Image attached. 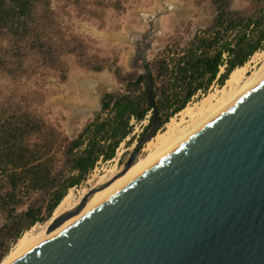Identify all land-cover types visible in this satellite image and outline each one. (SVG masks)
Masks as SVG:
<instances>
[{
	"label": "water",
	"instance_id": "95a60500",
	"mask_svg": "<svg viewBox=\"0 0 264 264\" xmlns=\"http://www.w3.org/2000/svg\"><path fill=\"white\" fill-rule=\"evenodd\" d=\"M161 15L148 19L147 33L129 37L132 66L145 78L154 113L117 175L161 127L147 54ZM84 83L96 86L100 108L101 96L118 88L107 80ZM107 183L90 188L77 206L52 219L50 229L78 214ZM8 264H264V76L115 193Z\"/></svg>",
	"mask_w": 264,
	"mask_h": 264
},
{
	"label": "trees",
	"instance_id": "16d2710c",
	"mask_svg": "<svg viewBox=\"0 0 264 264\" xmlns=\"http://www.w3.org/2000/svg\"><path fill=\"white\" fill-rule=\"evenodd\" d=\"M211 2V23L196 31L183 51L151 65L161 125L183 110L199 89L227 80L264 48V0H251L245 8L234 7L233 0ZM52 12L51 0H0V74L18 80L43 65L65 79L70 65L63 53H73L85 69L108 66L105 56L87 53L82 38H53ZM27 57L33 63L24 65ZM222 64L225 71L220 72ZM115 72L120 76L121 67ZM120 79L125 89L105 93L102 109L69 140H59L56 130L13 94L0 104V264L35 222L52 217L68 190L85 178L101 155L108 159L115 154L131 131V115L142 118L151 109L142 74L125 72Z\"/></svg>",
	"mask_w": 264,
	"mask_h": 264
},
{
	"label": "rangeland",
	"instance_id": "374dc122",
	"mask_svg": "<svg viewBox=\"0 0 264 264\" xmlns=\"http://www.w3.org/2000/svg\"><path fill=\"white\" fill-rule=\"evenodd\" d=\"M164 2L166 3L164 4ZM166 4L174 6L167 10ZM249 5H251V0H233V6L236 8H245ZM51 8L55 26L53 30L50 28L53 38L61 36L82 38L86 43L87 53L90 55L95 53L100 57L105 56L108 66L102 70L85 69L78 66L77 57L73 53H63L62 58H65L70 65L65 79L59 76V72L55 68L43 65L37 66L36 71L30 76L18 80L0 74V104L9 94H13L14 99L20 100L23 107H27L35 115L41 117L45 126L54 128L59 135V140L62 137H67L68 140L75 137L95 115V111L100 108L93 98L97 93L96 86L85 85L84 80L91 78L107 80L111 84L117 85L116 91H123L126 82L120 79L122 74L140 71V68L132 66L136 56L134 44L129 37L137 32L147 33L151 27L148 19L152 15L162 11V15L155 21L151 37L153 47L148 51L151 65L155 61L163 60L162 58L165 56H175L178 52L183 51L189 45L196 31L205 29L215 14L211 0H105V3L100 0H51ZM157 29H161V33L156 34ZM256 53L257 56H255ZM256 53L249 58V65L242 85L249 78L255 76L264 65V48L259 49ZM32 61L30 57H27L24 65L33 63ZM117 66L121 67L120 76H117L115 72ZM33 67L34 65L30 66V69ZM223 71H225V64L220 67V72ZM225 84L226 79L222 83L215 80L206 90L199 89L186 103L185 108L192 107L197 112L196 104L210 93L220 95L219 89L223 88ZM84 106L96 107V110L87 116H82L76 111ZM177 112L169 118V121L174 117L179 124V129L191 128L193 126L192 118L189 115L182 117ZM199 119V116L194 118L196 121ZM166 124L163 123L159 131L165 130ZM130 126V133L118 144L120 146L118 153H116V148L115 154L111 157L121 156L119 164L115 159L99 158L85 178L73 185L72 188L77 197L83 190L88 191L98 185L101 176L105 174L109 176V170L116 169L118 174L125 167L123 161L129 150L136 144L135 139L141 132L142 124L138 121L133 122ZM134 131L135 133H133ZM145 143L139 150L138 159L150 153L146 149L148 142ZM57 162L60 164L59 158ZM111 180L106 179V182ZM26 206L27 204L23 205V207ZM50 219L51 216L35 222L30 230L34 228V233H39L42 226ZM1 221L2 217H0Z\"/></svg>",
	"mask_w": 264,
	"mask_h": 264
},
{
	"label": "bare ground",
	"instance_id": "6f19581e",
	"mask_svg": "<svg viewBox=\"0 0 264 264\" xmlns=\"http://www.w3.org/2000/svg\"><path fill=\"white\" fill-rule=\"evenodd\" d=\"M258 54L256 53L255 56ZM249 62H247L242 67L235 68L228 79L226 80V84L223 88L219 89L220 95L216 93H210L206 95L198 104H196L197 112H195V108L187 107L179 112L178 115L184 117L189 115L192 118L193 126L189 129L181 130L179 129V124L176 122V119L173 117L171 121L166 124V129L163 131H157L155 135L149 139L146 144V149L150 151V153L143 157L139 158L138 156L135 162L121 175H116L117 170L112 169L109 170V176L103 175L98 181V185L106 182V179H112L102 188L97 189L93 192V194L88 199L87 203L84 205L82 210L72 216L71 218L65 220L59 227L55 229H50V224L52 219L62 212L72 209L77 204H79L82 196L87 192V190H83L79 197L76 196L74 189L71 188L65 194L59 205L55 208L53 216L45 225L42 226L41 231L37 234L34 233V228L26 231L15 243L13 248L10 250L9 254L4 258L1 264H8L13 259L17 258L21 254H23L27 249L32 247L33 245L47 239L48 237L54 235L59 230L67 226L70 222H72L75 218H77L82 213L87 210L93 208L98 203L105 200L107 197L115 193L119 188L125 185L128 181H130L133 177H135L139 172L147 168L153 162L161 158L167 152L172 150L175 146L181 143L185 138H187L190 134H192L195 130H197L205 121L209 118L223 110L225 107L230 105L234 100H236L240 95H242L246 90H248L252 85H254L258 80H260L264 76V65L260 68V70L255 74V76L249 78L245 84L242 85V80L245 77V72ZM230 89L228 90V88ZM199 116V120L196 121L194 118ZM184 120V118H182ZM157 134V135H156ZM113 177V178H112Z\"/></svg>",
	"mask_w": 264,
	"mask_h": 264
},
{
	"label": "flooded vegetation",
	"instance_id": "af4514ba",
	"mask_svg": "<svg viewBox=\"0 0 264 264\" xmlns=\"http://www.w3.org/2000/svg\"><path fill=\"white\" fill-rule=\"evenodd\" d=\"M148 51H149V49H148ZM148 51H147V54H148ZM136 56V55H135ZM149 58V57H148ZM135 59V58H134ZM141 61V59H139V62ZM149 65L151 66V64H150V61H149ZM151 68H152V66H151ZM139 74H140V72H138ZM126 87V86H125ZM104 95V94H103ZM102 95V96H103ZM102 96H101V99L100 100H102ZM102 109V103H101V108L99 109V110H97V111H95L96 113H95V115L93 116V117H91L90 118V120H92V119H94V117L97 115V112L98 111H100ZM151 110V116H152V109H150ZM148 112V111H147ZM102 115H107V112H103L102 113ZM143 118V117H142ZM142 118H140V119H142ZM150 120H151V117H150ZM150 123V122H149ZM144 124V123H140V124H142V128H141V132L140 133H138L137 134V137H139V139H137V137H136V144H134L133 145V147L129 150V152H128V154H127V156H126V158H125V160L123 161V164L126 166V164H127V162L129 161V159H130V156H131V154H132V152H133V148H134V146H136L139 142H140V140L142 139V137H143V135L146 133V131L149 129V127H150V124ZM135 130H137V129H135ZM133 133H135V131L133 132ZM131 137V136H130ZM121 142V141H120ZM120 147V146H119ZM140 148H141V146L139 147V149H138V153H139V150H140ZM111 158V157H110ZM116 160V162H117V164H119V161H120V159H121V156H119V157H113V158H111V160ZM97 161H98V159H97ZM95 165H96V163H95Z\"/></svg>",
	"mask_w": 264,
	"mask_h": 264
},
{
	"label": "built area",
	"instance_id": "2783aa9c",
	"mask_svg": "<svg viewBox=\"0 0 264 264\" xmlns=\"http://www.w3.org/2000/svg\"><path fill=\"white\" fill-rule=\"evenodd\" d=\"M150 117H151V110H148V112L143 116L142 119L140 118H137L135 115H131V118H130V124H133V122H142L144 124H148L150 122ZM117 148V151L116 153H118V149H119V146L116 147ZM103 157V155H101L99 158L101 159ZM99 160V159H98ZM98 161H96L97 163Z\"/></svg>",
	"mask_w": 264,
	"mask_h": 264
}]
</instances>
